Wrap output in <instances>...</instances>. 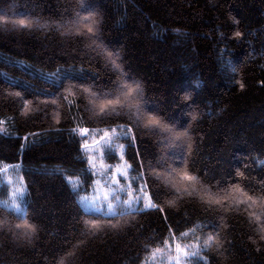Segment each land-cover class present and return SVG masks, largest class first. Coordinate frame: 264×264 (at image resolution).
I'll list each match as a JSON object with an SVG mask.
<instances>
[{"label": "trees", "instance_id": "obj_1", "mask_svg": "<svg viewBox=\"0 0 264 264\" xmlns=\"http://www.w3.org/2000/svg\"><path fill=\"white\" fill-rule=\"evenodd\" d=\"M122 127L155 207L87 212L76 130ZM0 164L26 185V217L0 188V264H141L184 234L213 237L193 264H264V207L229 201H264V0H0Z\"/></svg>", "mask_w": 264, "mask_h": 264}, {"label": "rangeland", "instance_id": "obj_2", "mask_svg": "<svg viewBox=\"0 0 264 264\" xmlns=\"http://www.w3.org/2000/svg\"><path fill=\"white\" fill-rule=\"evenodd\" d=\"M132 97L133 93L126 95L127 103ZM127 103L122 107L127 106L128 109L129 104ZM109 106L114 107L116 104H109ZM83 129L87 128H79L76 131L82 139V148L94 175V181L87 194L80 193V184L77 179L69 178L68 181L78 192V200L84 210L104 216H114L152 208L148 206L153 203L145 186L141 183L138 186L134 184L130 176V166L124 158L122 139L130 135L131 130L123 127L87 129V135L82 136L80 133ZM85 142L91 147L85 149L83 147ZM107 152L115 153L118 162L109 164L106 160ZM184 177L180 178L181 184L176 183L177 187L184 192L194 191L196 182L186 180ZM170 179L171 177L168 178ZM2 186L7 188V196L2 199V204L23 216L26 185L19 165L0 164V188ZM229 201L234 207H243L250 213H257L264 207V201L249 199L240 192L230 197ZM93 223L99 225L98 222H90V226ZM188 239H193V235L184 234L179 238H170L162 245L151 249L141 264H193L194 261L202 259V250L206 248L205 241ZM177 246H179V251ZM192 253H197V255H192Z\"/></svg>", "mask_w": 264, "mask_h": 264}, {"label": "snow or ice", "instance_id": "obj_3", "mask_svg": "<svg viewBox=\"0 0 264 264\" xmlns=\"http://www.w3.org/2000/svg\"><path fill=\"white\" fill-rule=\"evenodd\" d=\"M20 23H21V25H24V22H23L22 20L20 21ZM88 31L91 32L92 29L89 28ZM113 63H115V62L113 61ZM117 67H118V66H117ZM129 95H131V93H129ZM109 103H111V101H109ZM151 123H156V121H151ZM87 132H88L87 129H83V130H81V133H80V134H81L82 136H86V135H87ZM105 136H107V133H105ZM102 139H103V137H102ZM97 143H99V142H97ZM83 147H84L85 149H87V148L91 147V145H89L87 142H85V143L83 144ZM184 179L189 180V181H192V180L195 179V177L185 175ZM249 199H251V197H249ZM219 202H220L219 200L216 201V203H219ZM253 203H255V201H253ZM148 206H149V207H155V205H153V204H149ZM109 207H111V205H109ZM24 216L26 217V214H24ZM91 227H92V228H97L98 225L95 224V223H93V224L91 225ZM113 227H115V225H113ZM16 228H17V229H21V228L26 229V232L24 233L25 235H30L31 233H34V232H35V227H34V225L30 224V223L27 221V219H25V222H24L23 224H19V223H18V224L16 225ZM211 242H213V237L210 235V236H208L207 240L205 241V247H207L208 244L211 243ZM177 250L179 251V246H177ZM192 255H197V253H192Z\"/></svg>", "mask_w": 264, "mask_h": 264}]
</instances>
